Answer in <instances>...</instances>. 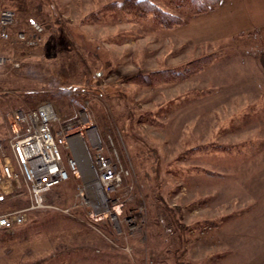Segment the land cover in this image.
I'll return each instance as SVG.
<instances>
[{
	"label": "rangeland",
	"instance_id": "rangeland-1",
	"mask_svg": "<svg viewBox=\"0 0 264 264\" xmlns=\"http://www.w3.org/2000/svg\"><path fill=\"white\" fill-rule=\"evenodd\" d=\"M236 2L190 15L181 0H0L17 20L0 55L20 65L0 69V140L11 112L49 102L55 133L71 124L86 148H62L83 175L49 208L0 230V264H264V11L247 0L243 20ZM31 22L34 48L13 35ZM92 144L127 172L105 214L84 201Z\"/></svg>",
	"mask_w": 264,
	"mask_h": 264
},
{
	"label": "built area",
	"instance_id": "built-area-1",
	"mask_svg": "<svg viewBox=\"0 0 264 264\" xmlns=\"http://www.w3.org/2000/svg\"><path fill=\"white\" fill-rule=\"evenodd\" d=\"M15 13L0 5V40L11 38V29L15 24ZM42 27L36 23L29 24V32L21 30L14 33V39L25 47H37L42 40ZM10 66L20 67L19 63L10 61L0 55V69ZM59 119L54 107L44 102L33 109H16L8 116L11 136L0 140V198L5 194L26 196L27 207L0 215V230L13 231L23 225L30 212L49 208L46 196L66 182L70 175L81 177L82 170L78 158L69 157L63 163L62 148L69 149L75 144L72 153L85 149L81 133L70 135L69 126L64 124L58 133L54 126ZM72 141V142H71ZM95 150L92 159L87 157L84 170L87 179L82 178L85 203L92 205L100 214L110 209L108 194L120 186L127 175L117 163L109 159L102 147L92 144ZM88 150V149H87Z\"/></svg>",
	"mask_w": 264,
	"mask_h": 264
},
{
	"label": "trees",
	"instance_id": "trees-1",
	"mask_svg": "<svg viewBox=\"0 0 264 264\" xmlns=\"http://www.w3.org/2000/svg\"><path fill=\"white\" fill-rule=\"evenodd\" d=\"M219 1L220 0H181V5L188 6V13L190 15H197L204 13L209 9H211L212 7L216 6L219 3ZM134 2L135 3L131 4L132 8L139 16H146L148 14H151L153 15L156 22L164 27H171L178 23V18L176 16H172L166 12H163L161 9H159L158 7L154 6L153 4L147 1H134Z\"/></svg>",
	"mask_w": 264,
	"mask_h": 264
},
{
	"label": "crops",
	"instance_id": "crops-1",
	"mask_svg": "<svg viewBox=\"0 0 264 264\" xmlns=\"http://www.w3.org/2000/svg\"><path fill=\"white\" fill-rule=\"evenodd\" d=\"M261 1V3L260 4H256L258 7H260L263 11H264V0H260ZM245 2H247V0H242V3L241 4H237V2H236V6H240V10H238L239 12H241L242 13V16L243 17H241L243 20H245L246 18H248L249 16H250V14H249V9H248V5L245 3ZM241 5H242V7H241ZM245 12V13H244ZM244 13V14H243ZM246 15V16H245ZM264 58H262V61H261V63H260V66H261V68H262V71H264ZM259 64V63H258ZM53 106V105H52ZM55 110V109H54ZM56 112V111H55ZM7 140V139H6ZM51 192V191H50ZM49 192V193H50ZM48 193V194H49ZM48 196V195H47ZM47 196H46V199H47ZM7 201H11L13 204H14V202H16V203H24L23 205H19V206H12V207H10V208H7L6 209V211H5V213L6 212H10V211H14V210H18V209H22V208H24V207H27V205H28V200H27V198H26V196H24V195H22V194H18V195H12V194H5V195H3L1 198H0V203L2 202H7ZM25 205V206H24ZM18 207V208H17ZM31 213V212H30ZM30 213L28 214V216H27V218L29 217V215H30ZM27 220V219H26ZM22 226V225H21ZM21 226H19V227H21ZM19 227H17V228H19ZM16 228V229H17Z\"/></svg>",
	"mask_w": 264,
	"mask_h": 264
}]
</instances>
